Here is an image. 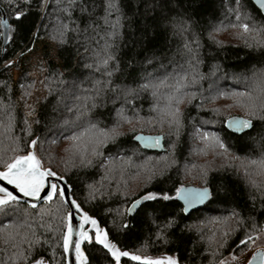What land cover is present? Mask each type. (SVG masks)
<instances>
[{
	"label": "trees",
	"instance_id": "16d2710c",
	"mask_svg": "<svg viewBox=\"0 0 264 264\" xmlns=\"http://www.w3.org/2000/svg\"><path fill=\"white\" fill-rule=\"evenodd\" d=\"M19 2L20 0H14V4L9 5L8 0H0V20L3 18V11L8 23L15 26V3ZM38 3L39 0H33L31 9L24 7V11L28 13L25 27L15 34L14 42L8 40L3 49L4 40L0 37V156L7 159L15 154L11 149L16 147V144L8 138L4 130L7 118L3 108L11 104L9 111L14 117L11 136L18 138L19 146L25 149L27 141L39 138L37 152L44 165L50 166L66 178L72 187L74 198L83 209L99 220L107 229L110 239L120 249L143 256L174 255L180 264H210L217 259L211 254L213 250L219 253L218 258L241 253L236 246L244 233L251 230L249 218H254L259 227H264V199L261 198V193L248 183L246 173L237 169L236 165H221L210 171L202 184L198 185L211 190V199L205 207L188 216L176 198L175 189L194 186L187 184L183 167L179 163L187 162L192 142L198 139L197 128L200 133L211 134L225 143L228 151L220 149L224 154L249 162L261 158L262 149L258 142L261 135H264V125L253 120L255 129L236 133L228 129L226 123L232 117L250 119L241 104L248 102V94L253 97L261 95L264 82L259 74L264 71V56L250 36H245V39L252 44L251 48L246 46L245 39L220 41L216 32L241 22L259 28L264 26V15L251 0H240L239 6L235 0H178L175 11L171 13L178 18L175 26H155L148 21L152 26L145 34L140 19L133 18L131 22H126L125 27L120 30L122 38L115 41L117 47L112 49L122 69V72L116 74L119 79L113 77L115 82L128 81V73L131 71L129 64L135 66L138 74L144 68L145 58L154 56V65L171 63L169 72L178 65L184 66L188 78L184 82L187 87L181 89V94H194V98L188 103L185 97V103L180 105L182 116L179 130L167 126L173 135L151 132L158 128L155 127L154 120L159 118L158 112L151 111V97L145 96L144 99L138 100L135 112L126 106L124 115L131 117L133 122L121 123L119 130L122 135L115 142L109 141L102 146V155L90 157L93 160L92 166L84 167L80 165L78 158H70L69 153L61 151L63 147L60 143L66 140L61 133L70 134L63 127L62 121L75 119L74 104L78 107L81 103L74 100L70 93L75 91L82 95L81 89L90 88L94 79L102 78L101 73L87 69L84 65L94 63L92 49L103 46L105 41L100 40L97 45L95 41H87L83 35L71 34L67 44L57 46L48 38L49 34L55 31L59 23L58 18L62 15L56 8V0H49V6L43 11L38 7ZM236 11L240 12V21L236 20ZM185 21L188 31L181 34L180 24ZM33 32L39 33L34 40V52H41L44 60L42 67L45 71L41 73L39 68H33L27 62L10 70L5 69V62L16 58L20 48ZM210 33L214 35L215 41L210 38ZM100 34L103 35V32ZM196 42L199 44L198 48ZM184 43H189L198 53L200 62L197 63L193 59L192 67L187 63L189 57L181 54ZM86 47L89 48L87 52ZM16 69L20 70L18 77L14 74ZM35 71L39 72V76H34ZM147 71H154L153 66H147ZM254 73L256 75H253ZM193 74L196 76L194 84L191 83ZM45 76L48 77L47 83H40ZM61 79L65 81L64 84L59 83ZM21 84L25 87L21 88ZM29 85L32 87L29 88ZM74 85H79V88ZM25 90L31 91L32 95L21 100ZM240 93L245 95L241 96ZM235 95L241 96L236 103L227 107L220 106L219 100L222 97L230 98ZM25 103L35 109L33 116H25L28 111ZM161 104L160 107H164L167 101H161ZM65 105L74 107L73 112H68ZM25 118L31 125V136L25 131ZM86 119L98 122V127L105 129L119 120L110 103L106 108L94 110ZM34 120H39L40 123H34ZM149 121L153 123L150 124ZM80 123L87 126L86 120ZM140 133L163 135L165 151L154 152L141 148L133 140ZM170 158L177 161L176 166L162 172H156L155 168H152L155 173H152L139 193L127 189L132 186L126 183L128 177L136 172L143 174L151 169L150 160L154 159L156 163L161 159ZM1 169L3 160H0ZM92 191L97 196H92ZM149 191L156 193L158 197L167 194L173 199L144 201L134 215H129L126 210L133 205L132 202ZM233 212L239 216H233ZM67 213L66 204L57 196L51 203H44L38 208L18 202L13 204L7 215L0 214V264H12L10 258L15 251L10 243L5 242L4 234L14 231L15 227L25 220L29 223L41 222V215L42 222L52 228L51 232L39 229L49 240V244L44 246L47 250L43 254L50 264H65L66 256L57 241L64 230L61 218ZM240 217L245 219L244 225L237 224ZM169 220L174 221L172 227H167ZM224 220L228 221V227L224 231L229 228L237 229L227 237L223 236V230L216 232L217 226ZM125 224L128 227H123ZM188 226H191V229ZM213 233L216 243L210 245L208 238ZM224 240L227 241V246L218 248L217 243ZM85 250L91 264H113L111 256L106 255V251L94 242L87 244ZM122 264L138 263L125 259Z\"/></svg>",
	"mask_w": 264,
	"mask_h": 264
},
{
	"label": "snow or ice",
	"instance_id": "6c2138e0",
	"mask_svg": "<svg viewBox=\"0 0 264 264\" xmlns=\"http://www.w3.org/2000/svg\"><path fill=\"white\" fill-rule=\"evenodd\" d=\"M239 6L240 0H235ZM9 5L14 4V0H8ZM33 0H20L19 3H15L14 21L15 26L9 24L8 21L0 20V37H5L6 40H12L14 42L15 34L21 31L25 27V18L28 13L24 11V7L31 9ZM178 0H56V8L62 14L58 20V26L55 31L49 34L48 38L57 46H63L68 43V37L71 34L83 35L89 42L95 41L99 45L100 40H104L103 46L96 49H92V55L94 59L93 64H85L84 67L91 69L95 72L101 73L100 79H94L90 88L81 89L82 95H78L75 91L70 94L76 101H80L79 106H74L76 111V118L73 120L64 119L62 125L66 131L70 134L65 135L63 132L61 135L64 139L70 141L68 147L65 148V152L69 153L70 158H78L80 165L84 167H90L93 164V160L90 157H98L102 155L100 148L107 142H115L116 139L122 135L119 128L121 123H132V118L124 115L126 106L136 111V102L144 99L145 96L151 97L153 103L151 105V111L160 113V122H167L169 127L176 128L177 131L181 127V109L180 105L185 103V97L187 102L191 103L194 98V94L189 96L187 93L181 94V89L187 87L184 83L188 78V72L183 65H178L173 68L172 72L168 71L171 67V63L164 64L159 63L158 66L154 65L153 57H146L144 61V68L140 73H136L135 66L129 64L128 67L131 71L128 73V81L122 83H116L113 77H116L118 72H122L120 62L115 52L112 49L116 48L115 41L118 38H122V32L120 31L125 27L126 22H131L133 18H138L143 22V30L146 34L150 25L148 21H151L155 26L162 24L175 26L177 17L171 15L177 7ZM261 7H264V0H259ZM49 6V0H39L38 7L43 11ZM236 20L240 21V12H235ZM83 26V27H81ZM233 28L239 27L242 29V33L235 34L238 39H245V36H250L251 40L256 44L257 49L261 55L264 56V26L259 28L251 27L248 23L231 24ZM101 31L103 35H101ZM188 31L187 22H181L180 33ZM39 35L38 32H33L28 41L24 43L23 47L17 53L15 59H9L4 64V68L10 70L14 66L20 65L23 62H27L32 65L33 68H39L43 73L45 69L42 67L44 60L43 57L34 54L35 43L34 40ZM98 38V39H97ZM210 38L215 41V37L210 33ZM197 48L199 47L198 42ZM218 43V42H217ZM245 44L249 48L252 44L245 39ZM182 55L189 57L187 63L189 67H192V60L195 59L199 63L198 53H196L189 43L183 44ZM85 51H89V48H85ZM31 54V55H30ZM147 66H153L154 71L148 72ZM63 75V74H59ZM253 75H256L255 73ZM260 79L264 82V71L260 74ZM119 79V77H116ZM48 77L45 76L40 83H47ZM196 82V76L193 74L191 83ZM60 84H64L62 79ZM25 86L21 84V88ZM29 88L32 85L28 86ZM75 88H79V85H74ZM165 89H170V92H165ZM32 92L25 90L20 99L23 100L26 96H31ZM239 95L244 96L245 93ZM165 99L167 104L164 108H159L160 101ZM61 102V101H58ZM113 105L116 116L119 120L109 128H99L98 122L94 123L88 118L94 110L100 108H106L108 104ZM118 105V107H117ZM12 105H5L3 113L7 118V123L4 124L5 133L8 138L12 140L16 147L11 150L15 153L13 156L4 159L0 156V160H3V171H0V180L6 181L7 184L12 185L15 190L22 193L26 197H32L33 199L39 198L40 193L45 189V183L49 177H56L59 180H63V175L58 176L50 166L45 167L42 158L37 156L35 149L37 148L39 138H33L26 142V149L21 148L18 144V138L11 136L13 128V119L11 112ZM25 107L28 111L25 113L26 117L33 116L35 109L25 103ZM68 112H73L74 107H68L65 105ZM247 111V115L250 119H242L232 117L228 121V127L233 128L234 131L243 132L245 129H255L256 125L253 120L259 121L264 125V88L261 89V95L253 97L248 94V102L241 104ZM111 115V113H109ZM82 120H86L87 126L85 127ZM34 123H40L39 120H34ZM150 122V121H149ZM26 126L27 135L31 136V125L27 118L23 121ZM79 129V131H77ZM196 133L200 136V139L205 142H209L208 133H200L197 128ZM136 139H144V137H135ZM158 143L160 137L155 138ZM212 146H218L225 152L228 151L225 143L219 140L218 137L212 138ZM89 146L90 152H89ZM258 146L262 149L261 158L259 160L251 161L252 165L256 166L254 172H246L248 183L252 188L261 193V198L264 199V135H261V140L258 142ZM175 147V145H173ZM26 154H21L25 153ZM103 167V164H101ZM51 190L47 192V195L43 197L45 201H51L53 196H57L63 203L65 201V190L58 188L57 184L52 183L50 185ZM176 198L183 199L185 202V209L188 206L197 202H203L205 198H208L211 193L207 188L200 189L198 191H191L183 186L175 189ZM162 199L164 201L173 199V197L163 194L160 197L154 192H146L139 199L134 200L133 205H140L144 201H155ZM253 199H255L253 197ZM17 202V197L6 188L0 187V214L7 215L10 207ZM71 206L80 213V230L76 232V238L72 239V224L71 213H67L61 218V225L63 231L57 243L62 246L64 254L70 252V247L74 245L76 254V264H88L87 258L81 251V243L87 241L92 242V236L89 235V231L84 230L85 225H90L91 229L95 232V243L102 245L106 250V255H110L115 264H120L121 257H128L131 261H136L138 264H179V260L175 256H164L160 258H152L150 256H140L131 254L128 251H122L116 244L112 243L108 238V233L104 232L98 226L97 220L90 216L87 212L82 211L81 207L75 200L71 201ZM35 208L36 205L31 206ZM18 211L17 209H12ZM133 208L130 207L126 211L128 213L133 212ZM233 216H239L238 213L233 212ZM251 221V230L245 232L243 238L239 239L237 249L241 252V257L236 256L234 253L230 254L228 258H218L219 253L215 250L211 253L213 257H217L210 262V264H253V261L257 257L261 258V264H264V251L257 249L252 254V259H247L244 256V249L249 244L256 243L257 240L264 235V227H259L254 218H249ZM43 216L41 215V222L29 223L25 220L24 223L17 225L12 232L4 234V240L6 243H10L12 248L15 249L12 257L10 258L12 264H49L48 260L44 256V252L47 250L44 246L49 244V240L44 233H41L39 229H44L45 232H51V225H45L43 222ZM173 220H169L167 227H172ZM238 225H244L245 219L240 217L237 220ZM7 227V226H6ZM123 227H128L127 224ZM191 229V226H188ZM199 230V229H198ZM237 231V229H231L224 231L223 236L227 237L230 233ZM256 233V235H253ZM209 244L216 243L215 233L209 238ZM26 245V247H25ZM227 246V241H221L217 243V247L223 249Z\"/></svg>",
	"mask_w": 264,
	"mask_h": 264
},
{
	"label": "rangeland",
	"instance_id": "374dc122",
	"mask_svg": "<svg viewBox=\"0 0 264 264\" xmlns=\"http://www.w3.org/2000/svg\"><path fill=\"white\" fill-rule=\"evenodd\" d=\"M216 33L218 34V38H217L218 40L229 41V40H232L234 38L238 39L235 37V34L242 33V29L240 30L238 27H236V28L223 27ZM34 54L41 57L40 51L34 52ZM35 72H33V74L35 73L34 76H39V72L38 71H35ZM14 74L16 77H18L20 74V70L16 69L14 71ZM239 97H241V96L235 95V96H232L230 98L222 97V99L219 100L220 106H226L227 107V106L233 104L234 102L236 103L240 99ZM234 99H236V100H234ZM161 101L164 102L165 100L162 99ZM161 101H160V104L158 105V107L164 108L163 106L160 107L162 105ZM75 104H74V106H75ZM158 115H159L158 116L159 118H157V120H154V125H155V127L157 126L158 128L155 131L151 130V132H156L158 134H165V135H167V134L173 135L172 132L171 133L169 132V128L167 127V126H169L168 123L167 122L161 123L159 112H158ZM152 123H153V121H150V124H152ZM144 134H147V133H144ZM153 134H155V133H153ZM213 137H215V136H212L210 134L209 135V138H210L209 142H205V141H202L200 139V136L198 135V139L196 140V142L194 140L192 142V149L189 153V156L187 157L188 158L187 162L179 163L183 167V171H184L183 175H184V178L186 179V181L188 182L187 184H191V185H194L196 187L198 186V187L202 188V186H199L198 184H202V182L206 178L207 174L210 171H212L213 169H215L221 165H227V166L236 165V168L239 169L240 171H243L244 173L253 172L256 170V166L252 165L251 161L249 162L248 160H244V159L237 160L236 158H234L228 154H224L223 152H220V148L218 146H215V147L212 146L211 141H212ZM69 143H70V141L67 139L65 141L63 140V142L60 143L61 147H63L61 151L64 152L65 154H68L67 152H65V148L68 147ZM233 162H234V164H233ZM150 163L152 164L149 167L151 169L147 170L145 173L140 174V173L136 172L134 174H131L130 177H128V180L126 183H128L127 185L131 184L132 186H130L127 189H132L136 194L139 193L141 191L142 187H144V185L147 183L148 179H150L152 173H155L154 171L162 172L163 170H166L167 168L171 169L174 166H176L177 161L175 159L170 158V159H161L158 162L156 161V163H155V160L152 159V160H150ZM167 164H168V166H166ZM44 166L49 167L46 165H44ZM152 168H155V170L153 171ZM245 176H246V174H245ZM90 194L92 196H97V195H95V192H93V191L90 192ZM227 222H228L227 220L221 221L219 223L220 225L217 226V228H216V230H217L216 232H220L222 230L224 231L228 227ZM263 246H264V235H262L261 238L256 241V243L248 245L247 249L244 250V256L248 255L253 249L258 248V247H263ZM131 253H134V252H131ZM134 254H136V253H134ZM136 255H139V254H136ZM165 255H167V254H165ZM165 255L150 256V257L158 258V257H163ZM235 255L238 257H241V253L235 254ZM140 256L143 257V255H140ZM229 256L230 255H227L224 258H228ZM241 258H243V257H241Z\"/></svg>",
	"mask_w": 264,
	"mask_h": 264
},
{
	"label": "water",
	"instance_id": "95a60500",
	"mask_svg": "<svg viewBox=\"0 0 264 264\" xmlns=\"http://www.w3.org/2000/svg\"><path fill=\"white\" fill-rule=\"evenodd\" d=\"M253 2V4L259 9V11L264 15V7H261L260 3H259V0H251ZM3 13V18L2 20H5V21H8L4 12L2 11ZM4 30V29H3ZM3 49L4 47L6 46L8 40L5 39V37H3ZM4 52V50H3ZM1 60V58H0ZM226 127L232 131L233 128H230L228 127V121L226 123ZM236 133H240V132H237V131H234ZM135 137H144V139L140 140V139H136ZM134 137V142L137 143L138 145H140L141 148H143L144 150L146 151H154V152H164L165 151V147H164V136L163 135H148V134H143V133H140V134H137L136 136ZM156 137H160V140L159 142L157 143L155 138ZM38 138V137H36ZM36 153H37V149H35ZM37 156H38V153H37ZM39 157V156H38ZM40 158V157H39ZM0 171H3V169H1ZM58 176H60L59 174H57ZM64 177V176H63ZM52 183H55L57 184L58 188H63L65 190V201L64 203L66 204L67 208H68V213L70 212L71 213V224H72V239L73 241L75 240L76 238V232H78L80 230V213H78L76 211V209L74 207L71 206V201L72 200H75L77 202V204H79V202L74 198V195H73V191H72V187L71 185L68 183V181L66 180V178L64 177L63 180H59L57 179L56 177H49L45 183V189L44 191H42L40 193V196L39 198H36V199H33L32 197H26L24 196L22 193L18 192L17 190H15V188L10 185V184H7L6 181H3V180H0V187H3V188H6L8 191L12 192L14 196L17 197V202L18 203H23V204H26L28 206H32L33 204L36 205L35 208H38L39 206H41L42 204L44 203H51L55 198L56 196L54 195L53 196V199L51 201H45L43 199V197L45 195H47V192L51 190L50 188V185ZM184 188L188 189V190H191V191H198L200 189H204V188H201V187H196V186H184ZM209 190V192L211 193V190L209 188H207ZM211 199V195L208 197V198H205L203 202H197L193 205H190L187 207L186 210L185 209V202L183 199H179L177 198V200L181 203V205L183 206V210L185 211V215H190L191 213L205 207V205L210 201ZM143 204V202H142ZM132 205L131 207L134 209L133 212L129 213V215H134L136 213V211L138 210V208L142 205ZM80 205V204H79ZM82 211L84 212H87L85 209L82 208V206L80 205ZM88 213V212H87ZM89 214V213H88ZM90 215V214H89ZM92 216V215H90ZM94 219L97 220V223H98V226L100 227V229H102L104 232H107V229L105 227H103L101 225V223L99 222V220L92 216ZM84 230H87L89 231V235L92 236V242L95 243V232L91 229V226L90 225H85L84 226ZM94 236V237H93ZM108 238L109 240L114 243L110 237H109V234H108ZM91 242V243H92ZM87 244H90L89 242L87 241H83L81 243V251L83 252L84 256L87 258V262L88 264H91L90 260H89V257L87 255V252L85 250V246ZM96 244V243H95ZM116 244V243H114ZM98 245V244H97ZM117 245V244H116ZM100 247H102V245H98ZM117 247L119 248V246L117 245ZM103 248V247H102ZM120 249V248H119ZM257 249H260L261 251H264V246L263 247H258V248H255L253 249L248 255H246L245 257H247V259H252V254L254 252H256ZM105 250V249H104ZM122 250V249H121ZM106 251V250H105ZM122 251H127V250H122ZM129 253H131L130 251H128ZM131 254H134V253H131ZM136 255V254H135ZM65 264H76V254H75V248H74V245L70 247V252L68 254H65ZM165 256H172V255H165ZM174 256V255H173ZM164 257V256H163ZM160 258V257H158ZM127 259V260H130L128 257H121V262L120 264L123 263V261ZM243 259V258H242ZM131 261V260H130ZM135 263H138L136 261H133ZM50 264V263H49ZM113 264H115V261H113ZM180 264V263H179ZM245 264H247V260H245ZM253 264H261V258L257 257L256 260L253 261Z\"/></svg>",
	"mask_w": 264,
	"mask_h": 264
}]
</instances>
